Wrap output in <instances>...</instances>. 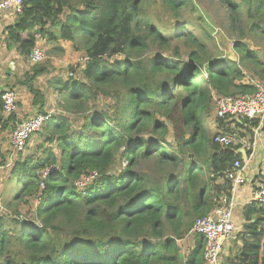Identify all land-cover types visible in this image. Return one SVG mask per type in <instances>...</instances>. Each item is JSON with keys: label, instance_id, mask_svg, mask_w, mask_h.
I'll return each mask as SVG.
<instances>
[{"label": "trees", "instance_id": "1", "mask_svg": "<svg viewBox=\"0 0 264 264\" xmlns=\"http://www.w3.org/2000/svg\"><path fill=\"white\" fill-rule=\"evenodd\" d=\"M149 1L22 0V13L5 28L7 46L19 45L26 57L41 34L50 42L83 41L86 62L81 69L83 59L71 64L80 81L62 82L60 109L42 128L44 142L55 143L58 154L48 149L37 161L31 155L14 163L11 175L22 183L15 198L34 197L39 223L17 212L10 221L0 216V264H204L200 235L186 257L178 241L229 193L227 174L241 155L240 144L203 136L202 115L209 114L212 92L253 93L247 70L250 80L264 82V0H219L235 28L246 16L247 31L263 47L259 52L237 40L235 61L213 59L206 42L185 23L164 29L154 24L146 16ZM158 1L173 12L187 0ZM114 54L120 59L113 64L102 59ZM45 70L34 67L20 82L38 113L46 112L45 99L35 79ZM99 94L114 100L113 111L96 106ZM90 101L96 107L90 109ZM65 113L75 115L72 121ZM15 118V112L4 122L0 116L1 128ZM167 122L173 144L166 139ZM215 122L217 132H232L224 127L228 122ZM234 125L252 132L257 120ZM116 157L126 165L113 174ZM52 164L58 170L40 185L34 173ZM84 176L92 180L80 190ZM243 214L250 238L242 237L228 263L264 264V204L253 200Z\"/></svg>", "mask_w": 264, "mask_h": 264}, {"label": "rangeland", "instance_id": "2", "mask_svg": "<svg viewBox=\"0 0 264 264\" xmlns=\"http://www.w3.org/2000/svg\"><path fill=\"white\" fill-rule=\"evenodd\" d=\"M149 5L147 6V12L146 16L147 18L151 19L154 24L160 25L162 29L169 26V23L172 24H187V27L189 31L194 32L198 37L202 38L206 44L207 49L210 51L209 53L213 55V59H218L221 57H228L231 59L237 60V53L233 49V44L235 41L240 40L246 44L250 49L257 50L259 48V52L263 51V47H260L259 43V37H256L255 34L250 33L247 31V19L246 16H242V23L237 26L236 28L231 25V21L228 15V12L224 6L220 3L219 0H187L185 1V5L181 7L177 11H168L166 10L161 3H159L158 0H150ZM2 11V10H0ZM3 12V11H2ZM144 27L141 26L140 29H143ZM143 30H141L139 33H141ZM171 31H174V29H171ZM30 32V31H29ZM32 33V31H31ZM241 34H246V36L240 37ZM37 37V42L35 41L34 47H39L43 54L44 58L42 61L33 63L29 59V57H26L24 55L22 60L23 63L21 64L20 69L18 72H11L12 77H14V82L16 84H19L18 82L24 81L25 74H31L33 73L34 67H44L46 70L45 72L41 73L39 75L40 79L37 84L43 85L47 91L50 90L48 93L50 97V103L47 107L48 110H54L55 113L56 108L58 107L59 101L62 99V97L65 96V94L60 95L58 100L54 103V97H55V89H50L48 82L53 81L52 84H54L57 80V78L61 79L62 82H65L66 80L71 81H80L79 72H75L71 75L73 77L69 76L70 66L71 64H74L78 62L80 59H83L85 55V51L82 48L84 42L82 41H76L75 43H69L66 44V42H63L62 39H58L56 41L50 42L48 38L44 35L39 34ZM24 38H26V35L24 34ZM61 40V41H60ZM45 41V42H43ZM61 43H63L61 45ZM79 46L81 47L79 50L75 47ZM20 49V47H19ZM54 58L58 59L61 64H57L55 67L53 66L54 63L52 61ZM106 63L113 64L115 60L120 59L119 54L111 55L107 60L102 58ZM56 60H54L55 62ZM85 59H83L79 65V69L84 67L85 65ZM53 69L51 73V68ZM51 73L49 76L48 74ZM56 75V76H55ZM53 76V77H52ZM38 77V76H37ZM37 77L35 79V82L37 81ZM56 77V78H55ZM250 77H252V72L250 70H247V76L246 81H250ZM58 82V81H57ZM61 82V83H62ZM46 85H45V84ZM38 87V86H37ZM60 86L57 84V88ZM13 89V88H12ZM214 96H218L217 93L212 92V99H211V107L209 110V114L205 117L202 115V128H203V136L206 138H212V136L217 132L216 129V122L217 119L215 118V109H214ZM224 96V95H223ZM48 97V96H47ZM96 106L108 109V110H114L115 107H112L115 102L113 99L109 97H105L102 94H99L97 97ZM95 106V102L90 101L88 104V107L92 109ZM95 106V107H96ZM58 109V110H59ZM54 113V115H55ZM65 116L72 121L75 115L73 114H67L65 113ZM15 124H11L7 129H4L5 135L7 136V140L9 141V147L10 152H13L12 146L10 144V136L12 133V130L14 128ZM168 130H167V136L166 139L169 143L173 144V136H172V129L169 125V122H167ZM246 127L244 126L243 129L245 130V141L246 144L249 143V140L253 138V133L246 131ZM230 129H232L233 133L236 134L237 138L240 137L239 133L241 132L239 127L235 126L234 123L230 125ZM264 132V130H262ZM41 132V133H40ZM39 133H33L30 137L33 138V140L29 139L27 144L25 145V148L23 151L19 154H14L16 156L15 158L19 161L25 160L28 156L32 155V161H37L40 157H42L46 150L51 149L54 154L57 153V146L55 143H45L44 142V133L41 130ZM262 132V133H263ZM252 135V136H251ZM252 138H251V137ZM42 147L37 148L38 145ZM15 161L12 159L10 162V170L13 168ZM54 164L50 165L53 166ZM126 165L125 159H119V157H116V163L114 164L112 168L113 174H118L119 171ZM49 168V166H48ZM43 170L39 171L37 170L34 174L39 176L37 180L41 181L43 178ZM4 173H8L10 178L3 179V181L0 183V216H5V219L7 221H10V219L13 217V212H17L19 214L20 218H23L25 221H31V223H39V219L35 215V206L37 201L34 199V197L26 198L25 200H16L15 196L19 193L22 183H19L17 177L14 174H10L8 172V169H5ZM6 175V174H5ZM257 178V177H256ZM92 180V179H91ZM88 177H82L80 181L78 182V189L82 190L84 186L87 183H90ZM15 198V199H14ZM24 198V197H22ZM194 236L195 234L189 233L187 234L183 239L178 241V245L180 246L181 254L186 257L190 249L192 248V242H194ZM222 253L220 254V260Z\"/></svg>", "mask_w": 264, "mask_h": 264}, {"label": "built area", "instance_id": "3", "mask_svg": "<svg viewBox=\"0 0 264 264\" xmlns=\"http://www.w3.org/2000/svg\"><path fill=\"white\" fill-rule=\"evenodd\" d=\"M0 10L12 11L15 16L23 11L22 0H0ZM44 54L39 47H33L29 59L33 63L42 61ZM85 66V65H84ZM69 76L74 72L69 71ZM256 90L249 94H237L228 96H214L215 118L222 119L229 124L224 127L230 128L235 121L245 119L257 120V126L252 127L253 140L246 144L245 138L236 136L235 133L219 131L214 134L213 140L224 145H245L246 150L254 151V137L259 133L264 124V82L250 80ZM2 112L8 116L17 110V95L14 89L6 88L0 93ZM54 110L45 113H36L28 119L15 123L10 136V144L14 152L23 151L26 143L33 133H39L44 124L53 116ZM243 127V126H242ZM240 131L244 129L239 127ZM250 154V155H251ZM250 155L245 159H236L228 171L227 177L231 181L229 193L219 197V202L206 216L197 218L189 233L198 234L202 238V257L204 264H220V254L227 238L231 237L234 231L233 213L236 206L235 193L239 186L248 181L246 167ZM58 170V165L50 166L43 170L42 181L53 171ZM95 174V173H94ZM43 186V182L41 183ZM254 200L264 204V182L260 179L254 188Z\"/></svg>", "mask_w": 264, "mask_h": 264}, {"label": "crops", "instance_id": "4", "mask_svg": "<svg viewBox=\"0 0 264 264\" xmlns=\"http://www.w3.org/2000/svg\"><path fill=\"white\" fill-rule=\"evenodd\" d=\"M15 20H16V16L13 14L12 11H3V12L0 11V93L2 90L6 88H13L15 90L17 95V110L15 111V115H16L15 119L16 122H19L21 120L28 119L34 114L38 113V108L32 104V95L30 94L26 86L21 84L20 82H18L19 84H16L14 82V77H12L14 71L18 72V70L21 67V64L23 63L22 60L23 56L20 54L19 45L15 44L12 45L11 47H8L5 41V37L7 34L5 28L13 24ZM37 41L38 40L36 37V42ZM62 41L66 42V44L70 43L65 40ZM62 44L63 43H61V45ZM54 60L56 61L54 62ZM54 60L52 61V63H54L53 64L54 67L57 64H61L58 59L54 58ZM53 69L51 68L50 71L51 73H53L52 72ZM11 72L13 73L10 75ZM51 73H49L48 75L50 76ZM39 79L40 77L38 75L35 85L36 87L38 86L37 88L41 91L42 95L44 96L45 103L43 110L47 111L46 109L49 106L51 100L48 95L50 90L47 91L45 88H43L44 87L43 85L39 86V84H37ZM54 81H56L54 84H52L53 82L52 80L49 81L48 85L49 87L51 86L50 89H55L56 91L55 93L56 95L53 99L55 103L58 100L59 96L63 95V93H61L59 91V88H57V84L59 86L62 85L61 83L62 80L57 78V80L54 79ZM58 109L59 108H56L55 110L58 111ZM0 116L2 118V122H4V120L7 118V116L3 112H0ZM11 124L12 122L9 123V126ZM7 128L8 127L1 128V124H0V183L3 181V179H5L4 176H6V178H10L8 173H4V172L5 169H8V172L11 174L12 168L10 170L9 165L12 159L15 162L17 161V159L15 158L16 156H12L11 154L12 152H10L11 150L8 143L9 141L7 140V136L5 135L6 131L4 130ZM262 132L263 131L261 129L259 133L254 137L255 140L254 151L250 155L248 166L246 167L248 181L244 185L239 186L235 193L236 206L234 208V213H233V223L235 228L231 237L227 238V240L224 242V246L221 252L222 257L220 260V264H229L228 259L238 252V249L241 246L242 237H245L247 239L250 238L249 236H245L246 233L244 227L246 225V221L243 212L245 207L251 201L254 200L255 182L260 180L261 177L264 175V132L263 133ZM31 139L33 140V138ZM255 175H257V178L254 179Z\"/></svg>", "mask_w": 264, "mask_h": 264}, {"label": "water", "instance_id": "5", "mask_svg": "<svg viewBox=\"0 0 264 264\" xmlns=\"http://www.w3.org/2000/svg\"><path fill=\"white\" fill-rule=\"evenodd\" d=\"M231 59V58H230ZM235 61L236 59H231ZM236 153H240L241 158L245 159L247 157V150L245 148V145L240 146L239 148L236 149Z\"/></svg>", "mask_w": 264, "mask_h": 264}]
</instances>
